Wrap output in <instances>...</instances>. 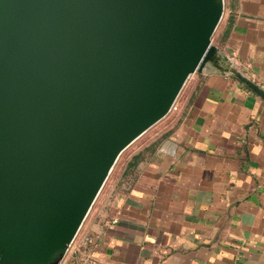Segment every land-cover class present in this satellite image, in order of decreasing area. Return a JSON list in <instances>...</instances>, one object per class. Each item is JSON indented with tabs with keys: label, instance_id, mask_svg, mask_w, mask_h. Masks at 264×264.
Masks as SVG:
<instances>
[{
	"label": "water",
	"instance_id": "95a60500",
	"mask_svg": "<svg viewBox=\"0 0 264 264\" xmlns=\"http://www.w3.org/2000/svg\"><path fill=\"white\" fill-rule=\"evenodd\" d=\"M224 12L225 0H0V264L60 261L120 154L217 60Z\"/></svg>",
	"mask_w": 264,
	"mask_h": 264
},
{
	"label": "crops",
	"instance_id": "0c3cea01",
	"mask_svg": "<svg viewBox=\"0 0 264 264\" xmlns=\"http://www.w3.org/2000/svg\"><path fill=\"white\" fill-rule=\"evenodd\" d=\"M222 19L217 60L57 264L77 249L91 264H264V96L238 76L264 89V0H225Z\"/></svg>",
	"mask_w": 264,
	"mask_h": 264
},
{
	"label": "rangeland",
	"instance_id": "374dc122",
	"mask_svg": "<svg viewBox=\"0 0 264 264\" xmlns=\"http://www.w3.org/2000/svg\"><path fill=\"white\" fill-rule=\"evenodd\" d=\"M223 19L219 23L214 35H213V42L218 45L220 42V35L223 28ZM198 72V71H197ZM196 74V73H195ZM188 83L185 84L184 88L182 89L181 93L184 92ZM170 113L162 118L160 121L155 123L152 127H150L147 131H145L141 136H139L135 141H133L124 151L120 154L119 158L117 159L113 169L111 170L102 190L100 191L98 197L96 198L89 214L94 212L100 204H102L105 194L107 190L111 187V185L117 180V178L123 172L125 166L129 159L138 152L147 142H150L161 130L160 128L164 126L166 120L169 118Z\"/></svg>",
	"mask_w": 264,
	"mask_h": 264
},
{
	"label": "built area",
	"instance_id": "2783aa9c",
	"mask_svg": "<svg viewBox=\"0 0 264 264\" xmlns=\"http://www.w3.org/2000/svg\"><path fill=\"white\" fill-rule=\"evenodd\" d=\"M231 60L233 61V63L235 62L234 61V55L231 57ZM177 109H178V101L176 100L171 107V112L174 110H177ZM78 234H79V232H78ZM78 234L76 235L74 240L71 242L66 254H69L71 252V249L74 246V241L76 240ZM88 238H89L88 236L85 237L86 240H88ZM74 259H75L76 264H91L94 262V259L92 257L91 252L86 250V249L85 250L84 249H77L74 253Z\"/></svg>",
	"mask_w": 264,
	"mask_h": 264
},
{
	"label": "trees",
	"instance_id": "16d2710c",
	"mask_svg": "<svg viewBox=\"0 0 264 264\" xmlns=\"http://www.w3.org/2000/svg\"><path fill=\"white\" fill-rule=\"evenodd\" d=\"M139 158V154L136 153L133 155V158L131 159V161H129L130 165H133L134 163H136L137 159ZM134 159V160H133ZM133 160V161H132Z\"/></svg>",
	"mask_w": 264,
	"mask_h": 264
}]
</instances>
